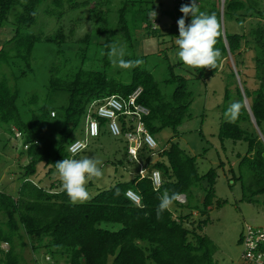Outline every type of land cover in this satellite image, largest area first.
Wrapping results in <instances>:
<instances>
[{
  "label": "trees",
  "instance_id": "1",
  "mask_svg": "<svg viewBox=\"0 0 264 264\" xmlns=\"http://www.w3.org/2000/svg\"><path fill=\"white\" fill-rule=\"evenodd\" d=\"M196 2L200 11L217 16L222 36L215 45L221 51L216 69L192 68L194 73L178 55L173 61L169 54L170 50L179 51L176 40L177 21L183 16L180 8L191 0L174 3L173 28L166 31L155 27L159 16L156 0L116 3L114 0H0V130L15 137L21 132V153L26 151L29 158L20 172L16 191L0 186V214L3 215L0 264H41L37 258L41 250L50 256L48 264H217L218 246L199 232L209 218L199 219L197 223L194 213L204 215L214 204L224 203L216 191L218 170L212 168L201 174L197 158L176 141L161 148L144 144L135 159L130 157L127 139L122 135L125 149L121 155H115L113 163L129 179H117L111 187L99 189L83 204L69 201L59 177L52 180L51 189L45 184V179L56 170V162L73 158L69 148L76 141L75 135L86 121L88 107L94 100L112 95L127 97L142 87L139 100L151 109L143 118L147 131L154 137L170 127L178 135V128L190 118L189 111L195 100L190 80H206L214 75L231 54L237 71L230 68L226 72L225 102L231 101L230 105L240 102L242 109L234 123L227 119L221 123L218 137L222 142L232 139L248 144L247 154L240 160V167L247 166L254 176L248 200L256 202V195L264 194V0H225L223 8L222 0ZM69 11L76 15L67 34L63 19ZM41 14L47 18V25L53 26L50 32L32 30ZM81 18L93 28L75 40L76 21ZM190 22L191 16H188L185 23ZM230 22L248 26L243 33L232 32ZM138 31L149 38L170 35L173 44L163 52L137 56ZM44 43L56 46L52 50L54 55H59L67 44L78 45L77 56L66 57V64L80 59L79 64L61 75L54 61L45 84V99L37 92L23 97L18 81L35 72L32 61ZM121 44L126 45L125 60L141 61L126 69L128 81L121 70L117 69L114 74L116 65L110 57L111 48ZM246 50L253 52L255 78L259 82L255 90L248 87L240 68ZM92 51L93 55L89 56ZM154 55L161 58L154 59ZM88 62L100 64L102 68L88 67ZM244 94L263 138L245 104ZM63 95L66 102L57 104V97ZM120 120L123 134L136 131L135 121L126 116ZM101 123L105 124V120ZM126 165H132L133 169ZM142 169L147 172L145 177L141 176ZM155 170L162 176L158 191L154 190L157 187L151 178ZM129 189L141 196L140 205L127 196ZM165 191L175 194L176 199L170 210L157 218L160 197ZM180 196H185L186 201L178 200ZM243 242L242 235V245ZM5 243L7 249L3 248ZM29 249L36 257L32 263L26 258Z\"/></svg>",
  "mask_w": 264,
  "mask_h": 264
},
{
  "label": "rangeland",
  "instance_id": "2",
  "mask_svg": "<svg viewBox=\"0 0 264 264\" xmlns=\"http://www.w3.org/2000/svg\"><path fill=\"white\" fill-rule=\"evenodd\" d=\"M115 3L119 0H114ZM175 0H156L158 6L159 16L155 26L161 30H168L173 28V9ZM40 15L38 23L32 30L35 32H50L53 26L47 25V18ZM76 12L69 11L64 16V24L66 29L72 26L75 22L72 21ZM70 20V21H69ZM72 23L68 26V24ZM59 25V24H58ZM229 29L232 32H245L248 24L230 22ZM76 32L74 39L78 40L83 38L85 34L90 32L93 28L91 23L86 22V19H79L76 21ZM173 31H176L175 28ZM69 34V29L66 31ZM138 41L135 42V54L137 56L144 54H151L162 50V52L171 46L172 39L170 35L162 37H146L142 32H137ZM56 46L49 43H44L39 46L33 58V65L35 72L26 77L19 79V88L25 95L32 93H40L42 100L45 99V84L48 82L51 67L53 62L59 67L60 74L63 75L70 70H74L80 59L73 60L71 63L66 64V57L74 59L77 56L79 47L75 44H67L59 55H54L52 50ZM94 51L88 53L92 56ZM170 57L173 61L177 59L175 51H169ZM152 58H161L157 55ZM91 60V59H90ZM135 59H132L134 61ZM93 61V59L91 60ZM94 62V61H93ZM88 62V67H100V64H91ZM230 68L237 71L236 60L230 54L229 58L222 61L218 71L206 78V80H190L189 87L195 93L194 103L189 111L190 118H187L184 123L178 128L179 134L176 135L175 131L166 127L159 133L154 135L158 143L157 148L168 145L171 141H176L186 152L197 158L199 171L201 174L207 173L212 168L218 170V178L216 183V191L218 199L224 202L222 206L214 204L209 209L208 213L201 214L195 211L194 218L199 219L209 218L207 225L199 232L209 236L218 246L215 253V260L217 264H244L242 259L243 245L241 237L247 225L253 227H264V194L256 195V202L249 201L248 197L252 195L254 176L247 169V166L241 168L240 160L247 154L248 144L245 141L234 142L232 139H226L223 142L218 137L221 123L226 119L225 112L230 107V102H225L226 91V72ZM240 68L244 73V78L247 80V85L251 90L259 87V82L255 78V63L253 60V52L246 50L242 56ZM117 69L122 71L125 80H129L126 69L119 68L116 65L114 74ZM188 70L195 73V70L187 67ZM177 70V69H176ZM181 72L180 69L177 70ZM189 75L191 76L190 72ZM160 77V76H159ZM240 84V81L238 82ZM242 86V84H240ZM233 88V86H232ZM67 100L66 96L57 97V104H63ZM247 101H249L247 99ZM249 103V102H248ZM246 104V102H245ZM250 104V103H249ZM229 105V107H228ZM53 115V114H52ZM20 136V137H19ZM76 140L87 142L88 147L82 151L80 156L93 157L101 161L103 177L97 181L90 182L87 187L92 193V197L99 191V189H107L111 187L117 179H129L128 174H124L123 169H116L113 160L115 155H121L125 149L124 137L114 136L110 129L108 122L103 124L101 136L92 138L87 135L86 122L83 121L81 129L76 133ZM20 138V139H19ZM261 138L262 135H261ZM22 136H11L8 133L0 130V186L9 190H17L19 185V176L21 175L22 167L29 162V158L23 151ZM26 148V146H25ZM120 150V151H119ZM117 152V153H116ZM128 169H133L128 167ZM40 170L42 165L39 166ZM124 174V176H122ZM241 176V178H239ZM52 177V178H51ZM51 177L45 179V184L51 189L52 180L59 177L57 170H54ZM238 177L239 179H236ZM59 184V183H58ZM57 184V185H58ZM54 189V188H52ZM15 190V191H16ZM253 197V196H252ZM181 202L186 201L185 196L178 198ZM173 208V207H172ZM3 215L0 214V220ZM191 221L188 222V226ZM3 248H8V244H3ZM41 264H48L51 260L50 256L44 251L39 252ZM26 258L32 263L35 257L34 253L26 251ZM65 264V263H64Z\"/></svg>",
  "mask_w": 264,
  "mask_h": 264
},
{
  "label": "clouds",
  "instance_id": "3",
  "mask_svg": "<svg viewBox=\"0 0 264 264\" xmlns=\"http://www.w3.org/2000/svg\"><path fill=\"white\" fill-rule=\"evenodd\" d=\"M180 11L183 13V16L177 21L179 35L176 40V44L179 48L177 53L179 60L190 68L200 69L208 67L216 69L221 51L219 48H216L215 45L217 44L218 38L222 36L221 25L217 16L214 13L209 14L200 11L196 0H191L190 4L182 5ZM153 15L156 16L157 13L154 11ZM188 16H191V22L186 24L185 20ZM156 22L157 21H155V23ZM126 54V45L121 44L113 46L110 50L112 63L122 69H129L141 63L139 60L135 62L125 60L124 57ZM98 100H94L93 102ZM241 109L242 104L240 102L232 103L225 112L227 121L229 123H234L239 118ZM87 113L85 121L86 129ZM53 115H55V112ZM106 122L107 121H105V123ZM100 136L101 134L92 138H98ZM89 137L91 136H88V138ZM146 142L149 147H156V142L151 137H148ZM87 146L88 143L86 146L80 142L73 144L69 148V151L73 153V158L63 159L55 163L62 189L67 194L72 204H83L92 199V193L89 191L87 185L90 182L99 180L104 175L100 160L88 156L79 159L74 158L76 153L84 150ZM154 190L158 191L159 188L157 187ZM175 199V194L169 195L167 191L163 193L158 205L157 218H160L164 211L170 210Z\"/></svg>",
  "mask_w": 264,
  "mask_h": 264
},
{
  "label": "built area",
  "instance_id": "4",
  "mask_svg": "<svg viewBox=\"0 0 264 264\" xmlns=\"http://www.w3.org/2000/svg\"><path fill=\"white\" fill-rule=\"evenodd\" d=\"M142 94L143 88L137 87L127 97L123 95H112L93 102L87 113V135L91 137L99 136L103 127L101 120H105L108 122L109 129L114 136H125L128 142V152L130 157L137 159L139 150L144 144L148 145L146 142L148 137H151L156 142L155 148H157V141L153 135L147 131L143 123V118L151 113V109L139 100ZM121 116H126L127 119L135 121L137 124L136 131L129 130L123 134L122 123L120 120ZM17 135L22 136L21 132H17ZM77 142H80L85 146L87 144L84 141H76L75 143ZM140 173L142 177H145L147 172L145 169H142ZM151 178L155 187H159L162 184V176L159 171L155 170L152 173ZM127 196L133 202L140 205L141 196L135 190L129 189L127 191ZM243 236L244 248L242 259L244 264H264V227L261 228L247 225L243 232Z\"/></svg>",
  "mask_w": 264,
  "mask_h": 264
},
{
  "label": "water",
  "instance_id": "5",
  "mask_svg": "<svg viewBox=\"0 0 264 264\" xmlns=\"http://www.w3.org/2000/svg\"><path fill=\"white\" fill-rule=\"evenodd\" d=\"M224 2H225V0H222V8H223V5H224ZM239 81H240V79H239ZM240 84H241V81H240ZM244 96H245V94H244ZM244 99H245V102H246V106H247L249 112L251 113L252 120H253V122H254L256 128L259 130L260 134L262 135V132H261V130H260V128H259V126H258V124H257V122H256V119H255V117H254V114L252 113V110H251L250 104L248 103L249 101H247V97L245 96Z\"/></svg>",
  "mask_w": 264,
  "mask_h": 264
}]
</instances>
